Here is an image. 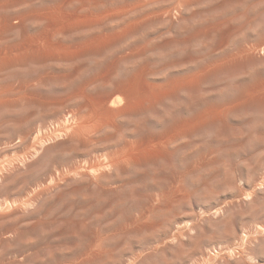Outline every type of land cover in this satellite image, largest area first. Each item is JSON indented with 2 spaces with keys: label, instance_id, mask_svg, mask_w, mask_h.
Segmentation results:
<instances>
[{
  "label": "rangeland",
  "instance_id": "374dc122",
  "mask_svg": "<svg viewBox=\"0 0 264 264\" xmlns=\"http://www.w3.org/2000/svg\"><path fill=\"white\" fill-rule=\"evenodd\" d=\"M67 1L0 0V264H264V0Z\"/></svg>",
  "mask_w": 264,
  "mask_h": 264
},
{
  "label": "bare ground",
  "instance_id": "6f19581e",
  "mask_svg": "<svg viewBox=\"0 0 264 264\" xmlns=\"http://www.w3.org/2000/svg\"><path fill=\"white\" fill-rule=\"evenodd\" d=\"M67 1V0H66ZM175 1V0H174ZM65 2V1H64ZM68 2V1H67ZM66 2V3H67ZM84 2V1H83ZM89 3V2H88ZM64 5V4H63ZM89 5V4H88ZM112 5V4H111ZM60 6H62V5H60ZM84 6V5H83ZM83 6H82V9H83ZM167 6V5H166ZM195 6V5H194ZM237 6V5H236ZM87 6H86V4H85V8H86ZM94 7V6H93ZM79 8H80V6H79ZM151 8V7H150ZM61 9V8H60ZM64 9V8H63ZM152 9V8H151ZM193 9H194V7H193ZM203 9V8H202ZM240 9V8H239ZM80 9H78V11H79ZM108 11H109V9H108ZM107 11V12H108ZM147 11V10H146ZM162 13V12H161ZM225 13V12H224ZM264 14V13H263ZM87 15V14H86ZM90 15H92V14H90ZM89 15V16H90ZM111 15V14H110ZM246 18V17H245ZM91 19V18H90ZM87 20V19H86ZM239 20V19H238ZM140 21V20H139ZM243 22V21H242ZM264 22V21H263ZM138 23V22H137ZM203 23H206V22H203ZM88 24V23H87ZM204 25V24H203ZM206 25V24H205ZM133 27V26H132ZM204 27H206V26H204ZM65 29V28H64ZM250 29V28H249ZM229 30V29H228ZM252 30V29H251ZM227 33V32H226ZM201 34V33H200ZM243 35V34H242ZM31 38V37H30ZM94 40V39H93ZM244 51V50H243ZM245 52V51H244ZM192 62V61H191ZM209 67V66H208ZM214 69V68H213ZM196 75V74H195ZM199 76V75H198ZM187 78V77H186ZM193 78H195V77H193ZM193 78H191V79H193ZM184 80V79H183ZM124 86V85H123ZM109 87V86H108ZM118 89V88H117ZM257 89V88H256ZM119 90V89H118ZM120 91V90H119ZM130 91V90H129ZM136 92V91H135ZM112 93V92H111ZM115 93V92H114ZM122 93V92H121ZM137 93V92H136ZM220 93V92H219ZM80 94V93H79ZM124 95V94H123ZM218 95V94H217ZM105 96V95H104ZM131 96H132V94H131ZM112 97V96H111ZM101 98V97H100ZM125 98H127V97H125ZM104 99V98H103ZM102 100V99H101ZM111 99H109V101H110ZM130 100H132V99H130ZM234 100H238V99H234ZM250 100H252V99H250ZM94 101V100H93ZM104 101V100H103ZM103 101H102V103H103ZM106 101V100H105ZM107 101H108V99H107ZM127 101H128V99H127ZM251 102V101H250ZM101 103V104H102ZM124 103V102H123ZM106 104V103H105ZM256 104V103H255ZM138 105V104H137ZM124 106H125V104H124ZM129 106V105H128ZM109 107V106H108ZM111 108V107H110ZM120 108H122L121 106H120ZM136 108V107H135ZM99 109H101V108H99ZM112 109V108H111ZM116 109H117V107H116ZM215 109V108H214ZM219 109V108H218ZM118 110H119V108H118ZM125 110V109H124ZM230 110V109H229ZM95 111V110H94ZM121 110H119V112H120ZM107 112V111H106ZM113 112V111H112ZM123 112H125V111H123ZM226 112V111H225ZM92 113V112H91ZM201 113V112H200ZM219 113V112H218ZM107 114H109V113H107ZM222 114V113H221ZM117 115V114H116ZM115 115V116H116ZM221 116V115H220ZM96 117V115L94 116V118ZM112 117V116H111ZM114 117V116H113ZM200 118V117H199ZM106 119V118H105ZM203 119V118H202ZM90 120V119H89ZM92 120V119H91ZM90 120V121H91ZM113 120V119H112ZM111 120V121H112ZM94 121V120H93ZM109 121H110V119H109ZM110 121V122H111ZM188 121V120H187ZM98 123V122H97ZM138 123V122H137ZM93 124V123H92ZM191 124V123H190ZM197 124V123H196ZM183 127V126H182ZM196 127V126H195ZM258 127V126H257ZM138 128H140V127H138ZM108 129V128H107ZM176 130V129H175ZM79 132V131H78ZM250 138V137H249ZM90 142V141H89ZM188 143V142H187ZM184 144V143H183ZM120 160V159H119ZM123 160H124V158H123ZM114 162V161H113ZM117 163V162H116ZM128 163V162H127ZM95 174V173H94ZM182 182V181H181ZM46 190V189H45ZM42 194V193H41ZM165 196V195H164ZM33 197V196H32ZM181 202V201H180ZM100 244V243H99ZM95 249V248H94ZM99 250H100V247H99ZM96 251H97V249H96ZM86 253V252H85ZM93 254V253H92ZM87 256V255H86ZM74 260H77V259H74Z\"/></svg>",
  "mask_w": 264,
  "mask_h": 264
}]
</instances>
